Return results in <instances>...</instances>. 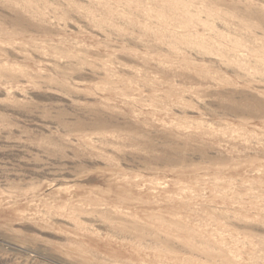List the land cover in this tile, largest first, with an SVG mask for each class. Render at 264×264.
I'll return each mask as SVG.
<instances>
[{"label": "rangeland", "instance_id": "374dc122", "mask_svg": "<svg viewBox=\"0 0 264 264\" xmlns=\"http://www.w3.org/2000/svg\"><path fill=\"white\" fill-rule=\"evenodd\" d=\"M0 264H264V0H0Z\"/></svg>", "mask_w": 264, "mask_h": 264}]
</instances>
